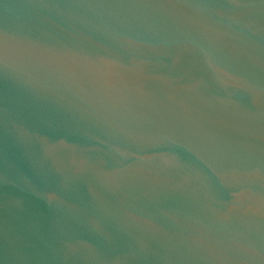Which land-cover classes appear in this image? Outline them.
<instances>
[{"label": "water", "instance_id": "obj_1", "mask_svg": "<svg viewBox=\"0 0 264 264\" xmlns=\"http://www.w3.org/2000/svg\"><path fill=\"white\" fill-rule=\"evenodd\" d=\"M0 264H264V0H0Z\"/></svg>", "mask_w": 264, "mask_h": 264}]
</instances>
